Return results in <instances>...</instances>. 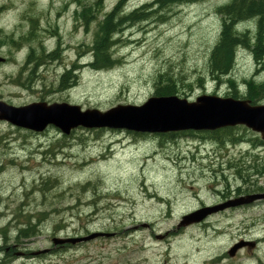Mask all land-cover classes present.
<instances>
[{
  "label": "rangeland",
  "instance_id": "rangeland-1",
  "mask_svg": "<svg viewBox=\"0 0 264 264\" xmlns=\"http://www.w3.org/2000/svg\"><path fill=\"white\" fill-rule=\"evenodd\" d=\"M119 1L0 0V41L21 38L33 29L38 58L28 67L34 74L27 91L8 79L10 72L19 73L16 63L0 67V94L17 102L31 97L106 111L156 96L160 74H165L182 98L233 97L229 78L215 81L209 67L222 26L216 9L229 0L153 7L147 20L126 22L116 33L112 52L118 63L94 69L92 45L100 21ZM153 1L128 0L124 12ZM88 6L94 13H88ZM82 14L85 22L79 21ZM246 28L254 31V22L239 25L240 30ZM14 49L7 43L1 50L22 59L24 54ZM63 75L67 87L61 86ZM229 77L237 92L246 94V81L264 83V62L241 47ZM6 122L0 120V229L19 231L27 222L29 230L44 233L41 243L50 234H111L56 251L34 264L263 263L264 204L178 228L184 215L247 188L244 177L257 182L254 157L264 147L261 135L250 128L235 129L239 141L229 143L200 133L205 131L167 139L79 127L65 135L53 126L32 132ZM252 240H260L259 247L230 256L236 242Z\"/></svg>",
  "mask_w": 264,
  "mask_h": 264
},
{
  "label": "water",
  "instance_id": "water-1",
  "mask_svg": "<svg viewBox=\"0 0 264 264\" xmlns=\"http://www.w3.org/2000/svg\"><path fill=\"white\" fill-rule=\"evenodd\" d=\"M0 120L36 132L53 126L65 135L79 127L162 134L187 130L215 131L244 125L260 133L264 140V104L212 94L200 95L192 101L178 95L152 96L140 105L120 104L106 111L97 108L83 110L81 106L68 102L39 101L19 107L0 102ZM263 197V194H252L232 198L219 205L201 207L184 215L178 228L200 223L219 210L249 204ZM109 235L94 232L82 237H55L54 244H76ZM246 244L248 242H236L229 250L230 256H234Z\"/></svg>",
  "mask_w": 264,
  "mask_h": 264
},
{
  "label": "trees",
  "instance_id": "trees-1",
  "mask_svg": "<svg viewBox=\"0 0 264 264\" xmlns=\"http://www.w3.org/2000/svg\"><path fill=\"white\" fill-rule=\"evenodd\" d=\"M127 1L128 0H120L112 11L103 15L100 21L99 29L96 33L97 38L92 45L94 60L90 64L94 69H110L118 63L119 60L114 57L112 48L117 42V40H115V35L124 23L130 22L135 24L147 20L154 13H152L153 7L170 8L171 6L181 4H192L199 0H155L151 3L142 5L131 13L125 14L124 7ZM91 8L93 7H87L88 13H94ZM216 11L221 16L222 26L219 38L210 56L209 67L212 78L217 82H222L223 79L229 78L231 82L230 87L234 90L231 93L234 98H247L252 100V103L256 104L264 98V83H257L256 81L254 83V80L246 81V94L242 95L237 92L235 88L236 84L230 79L229 75L235 65L237 50L241 47L248 48L254 59L259 61L258 63L264 62V0H229L227 3L218 6ZM87 16L89 17L88 14ZM250 21L254 22V31H251L250 28L243 30L239 29L240 24ZM164 75L165 74H160L155 95H175L178 91L174 86V80L170 76ZM163 76L164 78L161 79ZM67 81L68 77L63 75L61 86L67 87ZM69 81L72 85V81ZM241 128L245 127L237 125L200 133H205L203 135H210L215 141L237 143L239 137L235 134L234 130ZM135 134L138 136L143 135L137 132H135ZM182 135H198V131L187 130L160 134V136L167 139ZM46 184L47 183L44 185ZM48 187L47 184L46 189H49ZM25 226L26 225L23 224L22 230H24Z\"/></svg>",
  "mask_w": 264,
  "mask_h": 264
},
{
  "label": "flooded vegetation",
  "instance_id": "flooded-vegetation-1",
  "mask_svg": "<svg viewBox=\"0 0 264 264\" xmlns=\"http://www.w3.org/2000/svg\"><path fill=\"white\" fill-rule=\"evenodd\" d=\"M75 14H76V11H75ZM31 18L32 17H30V19ZM81 18L84 20L83 14L82 16L79 17V21ZM32 30L27 32L21 38H15V39L7 38V39H2L0 41V44H1L0 56L2 58V60L0 61V67H3V66L9 67L11 66L13 62L16 63L19 67V73H17L14 76L13 72H10V74L6 72L8 74V79H11V84H14L15 86L20 87V88H24L26 91L29 89H32V83H33L32 74H34L33 73L34 70L32 69L28 70V67H30L31 65L33 66L36 60L38 61L37 55H35V49L33 47L34 45H32L34 42V38H35L34 37L35 34L34 32H32ZM22 42L27 43L28 45L26 47L22 46L21 44ZM7 43H11L15 46L13 53H18V54L23 53L24 54L23 58L22 59L14 58L12 52L10 53L2 52L1 50L2 46ZM19 60H21V62H18ZM25 72L29 74L26 76V78H22V76L25 75ZM39 101L40 100H38L37 98L33 99L31 97H28L25 100L17 102V101L4 97L2 93L0 94V102H4L10 106L19 107V106L36 103ZM8 125H10L11 127H15L10 122H8ZM25 130L28 131V129H25ZM32 132H35V131H32ZM261 145L264 147V142H262ZM259 153L260 154L254 157L255 159L254 163H256L257 166L252 168L255 171V174L257 175V182L253 183L250 177H244L243 182L248 184L249 186L244 189H237L238 193H236L235 191L230 196L226 195L228 197L225 196L222 200H220L219 204L224 203L226 200L230 198H236V197H241V196L246 197L252 194H263L264 195V151L259 152ZM245 169L250 171V167H246ZM260 204L261 205L264 204V197L254 200L252 203H249V204H244L238 207L225 209L216 214H219V213L223 214V213H226L234 209H240V210L247 209L248 210L249 208H253L254 206H258ZM25 223L27 224V222H23L22 224L26 225ZM2 229H0V264H34L36 260H39V259L41 260L42 258H45L47 255L51 256L56 251L70 249V248H73V246L75 245L81 244V243H78V244L73 245L71 243H66V244L55 246L54 237L52 234L46 235L47 236L45 238L46 242L43 241V243H41V238L43 237L44 233L43 232L39 233L38 231H35V230H29V225H26L24 227V230L21 229L19 231H11L8 229L2 230ZM244 242H252L253 245L246 244L241 250L253 251L257 247H259L260 240H252V241H244ZM40 244L46 247L42 248ZM259 264H264V261L263 263H259Z\"/></svg>",
  "mask_w": 264,
  "mask_h": 264
},
{
  "label": "bare ground",
  "instance_id": "bare-ground-1",
  "mask_svg": "<svg viewBox=\"0 0 264 264\" xmlns=\"http://www.w3.org/2000/svg\"><path fill=\"white\" fill-rule=\"evenodd\" d=\"M31 4H32V3H31ZM261 61H262V60H261ZM94 62H95V61H94ZM257 62H259V61H257ZM262 63H263V61H262ZM93 65H94V64H93ZM224 77H225V76H224ZM253 82L255 83V81H253ZM40 211H41V210H40ZM41 213H42V212H40V214H41ZM40 214H39V215H40ZM43 214H44V213H43ZM43 214H42V215H43ZM32 215H33V214H32ZM42 215H40V216H42ZM35 216H36V215H35ZM33 217H34V216H33ZM37 217H38V216H37ZM261 263H262V262H261Z\"/></svg>",
  "mask_w": 264,
  "mask_h": 264
}]
</instances>
